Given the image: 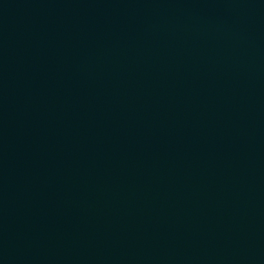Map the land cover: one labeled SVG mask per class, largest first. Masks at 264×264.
<instances>
[{
	"label": "water",
	"instance_id": "water-1",
	"mask_svg": "<svg viewBox=\"0 0 264 264\" xmlns=\"http://www.w3.org/2000/svg\"><path fill=\"white\" fill-rule=\"evenodd\" d=\"M0 264H264V0H0Z\"/></svg>",
	"mask_w": 264,
	"mask_h": 264
}]
</instances>
